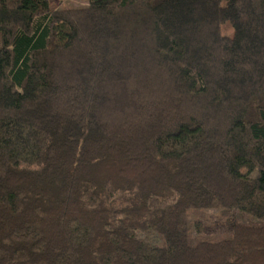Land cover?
Masks as SVG:
<instances>
[{
	"label": "trees",
	"instance_id": "obj_1",
	"mask_svg": "<svg viewBox=\"0 0 264 264\" xmlns=\"http://www.w3.org/2000/svg\"><path fill=\"white\" fill-rule=\"evenodd\" d=\"M76 1L0 0V264H264V0Z\"/></svg>",
	"mask_w": 264,
	"mask_h": 264
},
{
	"label": "rangeland",
	"instance_id": "obj_2",
	"mask_svg": "<svg viewBox=\"0 0 264 264\" xmlns=\"http://www.w3.org/2000/svg\"><path fill=\"white\" fill-rule=\"evenodd\" d=\"M51 11H66L85 7L76 0H49ZM227 32V31H226ZM225 33V32H224ZM189 243L219 242L231 238L234 226L259 227L257 219L234 210H191L188 212ZM152 235L153 233L150 232ZM148 234V236H150ZM145 235V234H144ZM148 237L147 235H145Z\"/></svg>",
	"mask_w": 264,
	"mask_h": 264
}]
</instances>
